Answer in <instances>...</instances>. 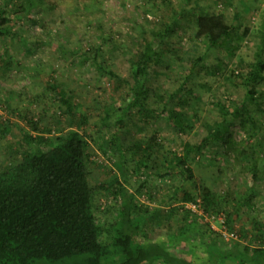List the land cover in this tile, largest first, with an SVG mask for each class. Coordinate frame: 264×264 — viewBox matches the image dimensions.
I'll return each mask as SVG.
<instances>
[{
    "label": "trees",
    "instance_id": "obj_1",
    "mask_svg": "<svg viewBox=\"0 0 264 264\" xmlns=\"http://www.w3.org/2000/svg\"><path fill=\"white\" fill-rule=\"evenodd\" d=\"M40 1L43 3V0H37ZM184 1L185 6L176 12L173 19L160 24L162 30L150 28L149 40L144 39L139 52L129 59L128 79L119 77L108 68H101L103 74L111 78L117 87L126 85L128 91L125 96L130 97L113 125L110 126L111 117L105 115L99 131V136L103 137L110 128L112 134L109 144L114 146L120 157L117 168L122 182L113 176L105 183L106 186L100 187L117 204L111 224L103 227L94 215L95 193L89 183L86 166L90 144L82 133L86 118H75L78 115L77 105L68 89H60L53 82L47 83V90L53 93L61 107L59 114L66 115L72 121L66 132L57 130L56 136L49 137L46 134H50V129L41 128L39 118H23L28 130L22 133L18 145L24 149L12 148L18 152L19 158L0 168V264H264V220H259L258 215L250 219V231L241 229L240 237L248 244L235 242L227 246L220 235L204 223L205 216L221 218V228L236 235L232 224L243 218L240 217V210L247 214L254 211L256 194L234 199L229 191L221 193L203 185L192 170V160L201 156L206 149L212 151L215 141L221 140L224 159L227 163L232 159V169L239 167L240 172L248 176L245 183L252 190L264 182V168L260 169L258 165L260 160H264V148L255 149L234 143L229 133L224 138L225 129L222 128L228 117H231L239 120L248 138L254 136L256 122L249 116L245 104L259 106L264 94L258 90L264 84L262 50L256 53L244 75H238L245 88L242 104L228 113L225 105L220 103V122L212 130L210 128L207 135L196 144L183 140L178 152L165 151L164 154V147L157 136L159 129L145 140L137 139L127 146L120 143L119 134L125 127L126 117L163 121L174 130L177 137L191 133L199 122L196 111L191 118L184 113L185 108L197 98L194 89L184 88L190 80L188 75L183 78L181 87L170 93L154 91L149 80L152 68L160 64L167 54L165 40L172 32L171 25L180 15L188 14L192 18L195 24L194 38L202 41L209 50L225 48L233 56L239 49L237 42L249 34V29L243 28L238 37L236 29L240 25L227 23L222 13H205L199 0ZM191 1L192 7L189 5ZM70 6L74 11L82 9L81 3L73 0ZM29 8L22 5L8 8L3 4L0 8V37L10 34L13 15L28 13ZM94 21L91 16L85 17V29H90ZM68 29L64 27V31L71 32ZM259 31L264 35V13ZM72 33L74 35L75 31ZM104 42L103 45H107L110 50H121V45H116L110 37ZM73 54L99 65L101 49L89 46L86 51H73ZM5 64L8 66L9 62ZM221 65L220 62L214 66L213 72L221 73ZM198 87L213 98L210 86L201 84ZM73 120H78L77 128ZM56 122L59 123L58 120ZM220 129H224L223 133ZM1 135H8L6 129L2 130ZM249 151L252 156L260 158L251 156L250 161L242 163L240 159L245 158ZM217 155H214L215 158ZM125 157L135 158L133 175L139 177V172L142 175L135 194H139L142 189L147 190L150 179H174V184L160 198L145 193L146 198L153 203L159 199L158 204L143 203L126 190L124 183L128 181V171L123 167ZM215 158L211 162H216ZM218 174H222L220 169ZM192 204L199 206L201 214L187 207ZM178 215L181 217L179 223L169 237H147L148 226L160 227L163 221L169 222ZM195 234L199 237L194 238ZM169 239H172L170 243ZM181 240L187 242L189 254L192 248L197 251L196 246L200 244L206 261L171 255L170 244H179Z\"/></svg>",
    "mask_w": 264,
    "mask_h": 264
},
{
    "label": "rangeland",
    "instance_id": "obj_2",
    "mask_svg": "<svg viewBox=\"0 0 264 264\" xmlns=\"http://www.w3.org/2000/svg\"><path fill=\"white\" fill-rule=\"evenodd\" d=\"M71 1L43 0L42 3L37 0H0V8L3 4L8 8H12L13 5L28 8L32 6L28 13L14 14L10 20V34L0 37V59H2L0 61V168L19 158L18 152L13 151L12 148L24 149L23 146L21 148L18 145L22 140V133L28 130L23 118L29 116L34 120L39 118L40 127L50 129V134H46L49 137L56 136L57 130L62 132L68 130L72 119L59 114L61 107L53 97V93L47 90L46 85L53 82L60 89H68L77 105L78 115L75 118L79 120L81 117L86 118L82 133L90 144L86 166L89 183L95 193L94 215L100 225L108 227L114 218L117 204L100 187L106 186L105 183L113 176H117L121 182L122 177L117 168L120 157L114 146L109 144L112 131L108 128L103 137L99 136V131L101 120L105 115L111 117L110 126L113 125L130 97L125 96L128 87L126 85L117 87L111 78L103 74L101 68H108L119 77L128 79L129 59L139 52L144 39L149 40L150 28L162 30L160 24L173 19L176 12L185 6V1L73 0L81 3L82 9L78 11H74L70 6ZM199 1L205 13H222L227 23L240 25V28L236 29L238 37L241 36L243 28L249 29V34L237 42L239 49L233 56L225 48L209 50L202 41L194 38L195 24L192 18L188 14L180 15L171 25L172 32L165 40L168 46L167 54L160 64L152 68L149 80L154 91L170 93L181 87L183 78L188 75L190 80L184 88L194 89L197 98L185 108L184 113L191 118L196 111L199 122L191 133L177 137L174 130L163 121H144L139 117H126L125 127L119 134L122 146L131 145L137 139L145 140L159 129L157 136L164 147L162 152H178L181 141L186 140L196 144L200 138L207 135L210 128L212 130L213 126L220 122L218 113L220 103L225 105L228 113L242 104L245 88L238 75H244L258 51L262 50L261 54L264 57V35L259 31L263 20L264 0ZM189 5L192 7V1ZM90 16L95 19V24L90 29H85L84 19ZM64 27H68L71 32L64 31ZM73 31H75L74 35ZM109 37L116 45H121V50H110L107 45H103L104 40ZM89 46H93V49L100 47L99 65L73 54V51H86ZM7 62H9L8 66L5 64ZM220 62L221 73L216 74L213 72V67ZM201 84L211 87L213 98L198 87ZM258 90L264 93V84L259 86ZM259 101V106L254 103L245 104L249 116L256 122L254 136L248 138L247 131L240 127L239 120L228 117L227 123L224 124L227 127H222L225 131L220 129L222 133L224 131V138L229 133L234 143H242L245 147L247 145L255 149L264 148V94ZM57 120L59 123L56 122ZM73 121L77 128L78 120ZM3 129H6L8 135H1ZM222 143L221 140L215 141L212 151L206 149L201 156L194 158L192 170L195 177L202 180L203 185L221 193L229 191L234 199H244L252 193L256 194L254 211L247 214L240 210V217L243 218L232 224L237 240H224L227 246L235 242L248 244L240 237V232L242 228L250 231V219L255 215H258L259 220H264V182L252 190L245 183L248 176L241 173L239 167L232 169V159L228 163L224 159ZM216 153L218 155L215 158ZM248 153L245 158L240 159L242 163L250 161L252 154L250 151ZM252 157L260 158L256 155ZM213 158L216 159L214 163L211 162ZM134 161L133 157H125L123 163L124 169L128 171V181L124 186L132 194H135L142 181L140 172L139 177L133 175ZM157 164L158 162L154 167ZM149 165L151 166L150 162ZM258 165L263 169L264 160H260ZM218 169L222 174H218ZM151 174H153L152 169ZM174 182L172 178L150 179L147 190L142 189L139 194H135V197L143 203L158 204L159 199L153 203L146 198L145 193L149 192L153 197L160 198ZM187 207L201 214L198 205L192 204ZM180 218L178 215L169 222L165 220L160 227L148 226L147 237L150 239L169 237ZM204 223L207 228L219 234L221 225L217 218L205 216ZM193 237L199 236L195 234ZM171 240L169 239L168 243ZM169 247H171V255L176 257L200 258L199 260L206 261L203 259L200 244L196 246L200 253L192 248L191 254L187 252L186 241L181 240L179 244H170Z\"/></svg>",
    "mask_w": 264,
    "mask_h": 264
},
{
    "label": "built area",
    "instance_id": "obj_3",
    "mask_svg": "<svg viewBox=\"0 0 264 264\" xmlns=\"http://www.w3.org/2000/svg\"><path fill=\"white\" fill-rule=\"evenodd\" d=\"M220 222V225H222L223 221L221 218H217ZM219 234H220V237L223 239V240H228V239H234L236 240L237 239V236L234 234V233H229V232H226L225 230H223V228H221V230L218 231Z\"/></svg>",
    "mask_w": 264,
    "mask_h": 264
}]
</instances>
